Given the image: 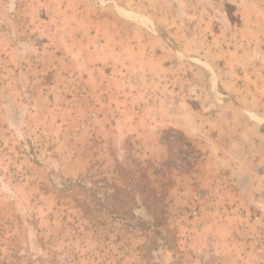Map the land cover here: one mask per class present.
I'll use <instances>...</instances> for the list:
<instances>
[{
	"label": "crops",
	"instance_id": "crops-1",
	"mask_svg": "<svg viewBox=\"0 0 264 264\" xmlns=\"http://www.w3.org/2000/svg\"><path fill=\"white\" fill-rule=\"evenodd\" d=\"M40 5L27 29L56 62L49 88L105 110V147L120 133L163 152L164 132L182 135L204 191L192 238L219 264H264V0Z\"/></svg>",
	"mask_w": 264,
	"mask_h": 264
},
{
	"label": "rangeland",
	"instance_id": "rangeland-1",
	"mask_svg": "<svg viewBox=\"0 0 264 264\" xmlns=\"http://www.w3.org/2000/svg\"><path fill=\"white\" fill-rule=\"evenodd\" d=\"M43 1L0 0V264H219L192 238V145L166 131L163 152L120 133L105 147V110L49 88L56 62L27 29Z\"/></svg>",
	"mask_w": 264,
	"mask_h": 264
}]
</instances>
